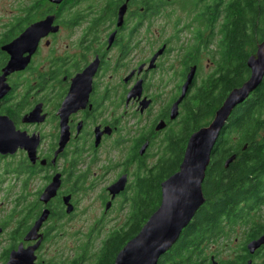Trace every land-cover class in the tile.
Masks as SVG:
<instances>
[{"label":"flooded vegetation","instance_id":"af4514ba","mask_svg":"<svg viewBox=\"0 0 264 264\" xmlns=\"http://www.w3.org/2000/svg\"><path fill=\"white\" fill-rule=\"evenodd\" d=\"M199 1L205 3L199 18L204 11L221 9L213 0ZM169 5V0H0V131L20 140L17 145L9 144L15 148L12 153H0V168H13L15 175L23 172L26 178L39 175L44 182L32 204L23 195L14 197L16 209H10L8 226L0 222V237L6 235L9 241L2 264L20 245L27 249L38 242L35 264H99L107 240L94 254L93 262H88V246L64 262L39 259L54 228L76 215L77 193L89 179H97L91 169L100 168L103 173L110 168L117 170L99 195L107 215L132 189L131 180L137 174L133 176L127 168H138L139 172L149 158L158 160L152 168L163 158H171L175 137L181 143L178 155L184 154L191 136L187 105L197 85L200 56L214 43L213 59L219 60L221 31L220 26L215 28L219 19L204 22L195 38L201 35L207 46L203 44L192 53L193 46L175 47L173 35L142 38L143 25L148 21L144 30L148 32L149 20ZM120 11L124 12L122 20ZM260 44L255 43V53L249 58H256ZM193 67L192 84L173 118L174 104ZM255 92L249 94V100H254ZM249 129V155L254 162L253 153L264 152V110L253 114ZM221 134L226 135L225 127L219 137ZM232 155L237 153L226 156L223 167ZM261 168L250 176L261 180L256 185L257 205L249 209L246 244L264 234V163ZM56 174L60 175L59 188L44 205L39 197ZM123 175L127 177L125 190L111 198L108 187ZM45 209L49 215L37 233L39 237L25 241ZM244 254L245 263L264 264V245L253 254Z\"/></svg>","mask_w":264,"mask_h":264},{"label":"trees","instance_id":"16d2710c","mask_svg":"<svg viewBox=\"0 0 264 264\" xmlns=\"http://www.w3.org/2000/svg\"><path fill=\"white\" fill-rule=\"evenodd\" d=\"M212 3L214 6L221 5V9L204 11L202 18L210 23L217 19L221 21L220 58L213 62L212 71L205 79L195 86L187 105L190 134L207 126L228 94L248 79L250 74L247 60L254 52L255 43L264 42V0H213ZM196 43L191 53L197 52L203 44L207 46L201 35ZM263 110L264 80L257 87L254 100H249L248 97L231 113L225 125L226 134L234 133L236 141L232 142L229 138H224V135L217 140L202 184L204 204L182 231L177 242L160 258L158 264H210L208 251L227 238L230 229L234 226L245 227L243 235L246 241L249 240V209L257 205L256 185L261 180L259 177L254 180L250 176L256 170L262 169L264 163V152L261 150L253 153L254 162L250 160L249 130L251 128L249 129V126L253 114H259ZM177 139L174 138L173 146L181 144ZM243 146L246 147L242 150ZM233 152L237 153L236 159L225 169L222 160ZM179 156L178 165L172 160L174 157L172 156V159L163 158L152 169L153 171L155 168L158 169L161 177L157 185L155 204L147 201L153 198L152 182L147 183L148 179L140 176L137 188L133 189L130 198V212L126 226L109 236L104 251L97 260L99 264L108 262L107 256L109 252L111 254L112 249L115 258L121 248L139 233L151 214L158 208L161 200L160 184L178 171L182 161V155ZM170 165L174 169L168 170ZM244 246H241L242 255L220 264H245L247 257L244 254L246 252ZM112 263L113 259L110 264Z\"/></svg>","mask_w":264,"mask_h":264},{"label":"rangeland","instance_id":"374dc122","mask_svg":"<svg viewBox=\"0 0 264 264\" xmlns=\"http://www.w3.org/2000/svg\"><path fill=\"white\" fill-rule=\"evenodd\" d=\"M169 3L170 5L167 8L164 7L160 14L153 16L149 20L150 28L148 32H144L148 21L143 25L141 37L153 38L161 36L163 38H168L173 35L175 38L173 45L175 47L179 44H184L183 46L185 47L194 46L197 42V38H195L196 34L200 32V29L202 30L204 28L205 21L202 17L199 18L198 14L201 11V6L205 3L199 0H169ZM201 14L202 12L200 15ZM215 25V28L218 30V27L221 26L220 19ZM204 50L207 51L200 56V68L197 74L196 84H199L205 79L212 71V63L215 60L218 61V59H213L215 57L213 54L216 52L214 43L207 46ZM253 53H255V49ZM225 137L229 138L232 142L236 141V135L234 133H227L224 135V138ZM228 145L230 146V143ZM178 146L179 143L174 146L175 155L173 159L171 158L177 165L178 157H180L178 155L180 152L177 150ZM157 162L158 160H156L155 157L147 159L144 162L146 168H140L138 170L139 172H137L138 168H127L133 176L135 173L137 174L136 177L131 180L132 189L136 190L137 181L143 176H145L143 178L148 179L147 183L149 181L152 182L153 198L147 201H149L148 203L153 202L154 204L156 202L157 185L161 180L158 169L156 170L155 168L154 171L152 170V167L156 165ZM176 163L174 164L175 166ZM170 169L174 168L170 165L168 170ZM100 170V168L91 169V174L96 173L97 179H89L87 184L83 186L82 191L77 193L76 215L70 219H63L61 225L54 228L55 230L51 232L44 248L39 252V259L41 261L64 262L71 259V255L75 252L78 254L84 246H88L87 255L90 256L88 262H93L95 260L94 254L97 253L103 241H106L113 232L126 226L130 212V198L132 197L133 190L130 189L127 191L125 197L117 200L113 206H111L110 210L107 211L108 214L105 215L104 206H102L99 200V195L102 192L103 186L114 177L117 170L116 168H110L108 173H103ZM15 173L16 171L13 170V168H8V171L5 168H0V222H5L6 226L9 224L7 222V216L10 209L13 206L16 209V205L12 202L14 197L20 198L23 195V197L27 200L29 199L30 204H32L35 200L36 192L43 187L44 183L41 181L39 175L26 178L23 172H18L17 175H15ZM92 182H94L93 187H91ZM98 220H100L98 225L94 226ZM255 221L263 223V221L256 218ZM1 224L2 223H0V225ZM230 230V235L227 238H224L223 241L211 247L208 251L210 253V264L211 257L214 258L217 264H220L222 262L234 260L238 255L243 254L241 252V246L245 245L247 242L243 235L245 227L234 226ZM225 231H227V229H225ZM8 246L9 241L7 240V236L3 235L0 237V264L4 262L3 256ZM113 250L114 249L111 250V254L109 252V256H107L108 262L105 264H110L112 259V264H114L115 258H113ZM6 258L5 256V259Z\"/></svg>","mask_w":264,"mask_h":264},{"label":"water","instance_id":"95a60500","mask_svg":"<svg viewBox=\"0 0 264 264\" xmlns=\"http://www.w3.org/2000/svg\"><path fill=\"white\" fill-rule=\"evenodd\" d=\"M50 1L59 3L61 0ZM123 14L124 12L120 11L119 20H122ZM153 61L154 59L151 63ZM247 67L250 70L248 79L228 94L206 127H202L191 134L178 171L160 184L161 200L158 208L151 214L139 233L121 248L115 257L114 264H158L160 258L177 242L182 231L204 204L202 183L217 139L232 111L248 99L249 94L257 89L264 77V42L258 46L256 58H248ZM7 70L6 67L5 72ZM195 70V67L191 68L187 80L182 86L181 95L174 104V112L171 116L173 118L176 117L177 107L192 84ZM11 142L13 145H17L20 140L17 137L11 139L0 131V153H12L15 148L10 147ZM61 150L62 146L57 153ZM235 159L236 155L227 158L224 167L227 168ZM126 184L127 177L123 175L110 185L107 190L111 198L122 193ZM59 185L60 175L56 174L41 193L39 201L46 205L56 195ZM66 202L67 199L65 198L64 203ZM108 208L109 204L106 205L105 210ZM70 211L71 209L68 207L66 212L69 213ZM48 215V209L41 212L26 234L25 241L35 240L39 237L37 233ZM38 245L39 242L27 249H23L20 245L18 249L9 254L5 264H35L34 251ZM262 245H264V234L248 242L245 250L248 254H253ZM210 260L211 264H217L213 257ZM245 264H251V262L248 260Z\"/></svg>","mask_w":264,"mask_h":264}]
</instances>
